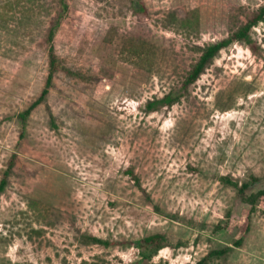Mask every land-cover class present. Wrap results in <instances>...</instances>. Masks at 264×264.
<instances>
[{
  "label": "rangeland",
  "instance_id": "1",
  "mask_svg": "<svg viewBox=\"0 0 264 264\" xmlns=\"http://www.w3.org/2000/svg\"><path fill=\"white\" fill-rule=\"evenodd\" d=\"M64 1L0 0V264H194L223 246L211 264H264V196L252 208L223 179L264 186V22L146 107L264 0ZM58 18L54 51L81 75L56 72L22 131Z\"/></svg>",
  "mask_w": 264,
  "mask_h": 264
},
{
  "label": "trees",
  "instance_id": "2",
  "mask_svg": "<svg viewBox=\"0 0 264 264\" xmlns=\"http://www.w3.org/2000/svg\"><path fill=\"white\" fill-rule=\"evenodd\" d=\"M132 3L135 5L136 9L137 3L139 4V0H132ZM62 13L67 9V4L64 0H62ZM143 8V7H142ZM144 9V8H143ZM260 22H264V2L253 11L252 15L247 18L246 21L242 22L240 25L236 27V29L232 30L225 38H222L218 41L211 42L209 44L204 45L201 48V54L195 63L192 64L190 70L187 72L183 81L181 82L179 91H169L161 98H154L149 100L146 103V107L148 110H154L161 105H172L176 100L180 98L182 93L188 89V87L195 83L197 79L200 77L203 68L206 63L214 58L223 48L228 47L229 45L235 42H241L246 44H252L251 31L252 29ZM60 23V19L58 18L54 24L50 26L48 29V70L46 76L45 87L43 88L40 96L32 102L27 108L22 110L17 114L19 118V124L21 130L24 131L26 127L27 118L31 114L32 110L41 103L47 96L50 91V87L53 84V78L58 71H63L69 75H81L75 71H72L68 68L59 56L54 51L53 46V38L56 33V29ZM139 52H136L138 56ZM85 77V76H80ZM24 135V132L21 133ZM13 166V160L10 161L9 169ZM5 172L4 176L0 181V194L4 191L6 182H7V174L8 171ZM226 183L231 184L235 187L236 192L240 199L245 203L251 205L254 208L261 197L264 196V186L260 189L254 190L253 187L256 186L257 183H260L261 178L255 174H251L247 179H244L242 182L235 180L234 178H230L229 176L223 177ZM88 241L95 243H109L99 238L97 236L89 235L87 237ZM164 236L160 233L149 234L143 237L139 242L140 249V258L146 259L150 258L152 254L158 251L161 247L164 246ZM242 242L241 238H238L235 241V245L240 246ZM231 250L230 246H223L222 248L209 250L202 258L197 260L194 264H211V261L217 257L227 254Z\"/></svg>",
  "mask_w": 264,
  "mask_h": 264
}]
</instances>
